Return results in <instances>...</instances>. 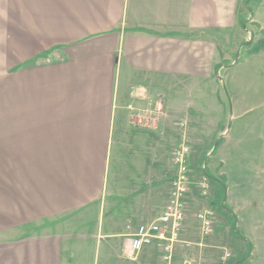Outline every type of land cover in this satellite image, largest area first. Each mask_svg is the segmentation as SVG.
I'll list each match as a JSON object with an SVG mask.
<instances>
[{
    "label": "crops",
    "instance_id": "obj_1",
    "mask_svg": "<svg viewBox=\"0 0 264 264\" xmlns=\"http://www.w3.org/2000/svg\"><path fill=\"white\" fill-rule=\"evenodd\" d=\"M260 32L264 0H0V163L12 186L1 224L18 233L38 226L1 241L0 264H73L61 230L67 219L82 214L84 222L92 212L101 246L94 261L122 264L117 242L164 211L175 174L169 131L180 119L187 122L181 137L192 126L219 140L206 156L241 164L251 162L243 132L254 115L264 196V94L236 74L254 64L252 79L264 88V51L251 54L250 46ZM159 98L163 114L146 123L140 115ZM124 174L126 191L117 181ZM213 182L241 237L234 238L253 248L237 227L239 207L248 205L240 184ZM188 218L180 239L193 229ZM253 237L264 240L260 227ZM146 250L149 264L155 244Z\"/></svg>",
    "mask_w": 264,
    "mask_h": 264
},
{
    "label": "rangeland",
    "instance_id": "obj_2",
    "mask_svg": "<svg viewBox=\"0 0 264 264\" xmlns=\"http://www.w3.org/2000/svg\"><path fill=\"white\" fill-rule=\"evenodd\" d=\"M244 23V21H243ZM254 27V25L252 26ZM257 32V31H256ZM264 37V32L258 33L256 36H251V42L253 46L257 44L260 40V38ZM264 58V57H263ZM257 64V63H256ZM256 65L251 64L248 68H240L236 71V74H246L251 78V83H249V90L253 92H260V96L264 94V88L263 84H258L257 80L252 79L254 76L255 78L258 76L257 71L258 69L255 68ZM261 71V69H260ZM224 73V72H223ZM222 88H219V90L224 93L225 100L227 101V97L225 96V90H224V83L219 84ZM213 91V88L210 87L206 88V91ZM247 90V89H245ZM258 94V93H257ZM259 95H255L256 97ZM191 99H187L186 102H191V104H194V100L192 99V96H190ZM224 100V99H223ZM207 105L205 106L206 113L203 115L204 118H212L213 116L210 114V112L214 113L213 107L211 108V99L208 98L204 100ZM260 101L259 98H255L253 102L258 103ZM211 103V104H210ZM0 105H1V90H0ZM225 107H229L230 105L227 104ZM153 108V107H152ZM228 108V109H229ZM149 110V108H147ZM227 109V110H228ZM144 111V110H143ZM216 111V110H215ZM146 109L144 111L143 115H140V117L143 118H151V122L154 121V119H158L159 116L163 114L158 113L154 109L150 110L151 113H148ZM215 114H217L215 112ZM254 117V115L249 116V122L246 124L245 127H247L246 130H244L243 134V140H244V150H248L251 152V162H244L241 164L237 163V161H234L231 156V160L226 161V163L221 164L218 161L219 157H212V156H206L207 152L210 151L212 148L213 151L216 149L219 140H216L213 142L215 138H213L212 132L210 133L209 128H203L202 130H192L193 127L191 126V130L188 131V137H185V140L189 142V146L191 147L193 153L191 155V168L193 171H195V174H199L200 171L205 172L208 176V178L211 179V190L212 194L207 199L199 198L196 191H193V194H190L189 196V202H193V206H189L187 204V215H186V222L189 219V215L191 217L190 221L192 222L193 229L191 230V233L188 237H184L179 239L177 242L174 243L175 253L173 257V264H183L185 260H192L193 262L197 264H236L238 260H243V258H247L245 261L243 260L242 264H264V240L263 239H255L253 237V232L255 229L257 230L259 227L261 228V231L263 232L264 236V205H257L258 204V198L264 199L263 197V191L261 187V179L259 177V167L262 166L261 162V154L260 149L262 147L260 137H259V129L257 130L256 123H253L251 121V118ZM155 120V121H156ZM181 121V119H180ZM1 111H0V128H1ZM179 121H175L174 124L171 126V130L169 131V137H170V157L172 158V153L175 150V148L179 145V143L182 142L184 139L182 136L183 133H181L182 128L179 126ZM189 130V129H188ZM213 144V145H212ZM203 164L207 165L203 167ZM243 166L242 167L240 166ZM16 167V166H15ZM114 164L111 165V178L115 177L113 176V169ZM4 168L2 163H0V242L4 240H10L13 238H17L18 234L21 235H29L34 234L36 231V228L38 226H32L29 229H26V232L22 231L21 233L18 232H10L7 230L3 225L1 224V209L3 200L5 198L3 197L6 192L7 201L10 200L11 202V194H12V186L6 185L4 182L3 177ZM120 174V173H118ZM17 175V174H16ZM126 174L120 175L119 179H117L119 185H121V189L125 190L126 182L128 179L126 178ZM221 180L223 182H228L229 185L232 184L233 186L235 184H240L239 190L243 191L244 196H246V203L247 208H242L241 205L239 207V222H238V229L239 231L245 235L249 239H253L254 246L252 249L247 248L248 244L245 243L242 245V242L236 241L234 238V234L231 232V226L233 225V217L232 215H228V212L223 211L222 202L225 198V194L221 199H217L216 195H218V192L223 193V190H220L216 186V184L213 182L215 179ZM167 186L169 188V185L172 181V175L170 174V177L168 179ZM7 182L11 183V180L6 179ZM13 186L16 188L17 186V177L15 176L14 180L12 181ZM234 191V187L232 188ZM126 191V190H125ZM168 191V190H167ZM9 192V194H8ZM227 197V194H226ZM217 200H219L217 202ZM205 201H208L207 205H203L202 203H205ZM219 203V204H218ZM256 206H254L255 204ZM227 204L230 205L229 199L227 198ZM189 206V207H188ZM211 209L212 212H214V230L211 235L205 236L202 234L199 224L196 219V215L205 210V209ZM234 209V208H233ZM83 215L78 214L73 218L67 219V222L65 224V229L62 228L61 232H65V247L67 248V254H71V259L73 261V264H94L96 261V264H101V258L94 261L95 253H98L101 250L100 241L96 239L97 235V219H96V213L89 214L88 218L84 219L83 222ZM63 222V221H61ZM60 222V223H61ZM196 222V223H195ZM186 225V223H185ZM260 225V226H259ZM257 227V228H256ZM39 228H42L39 226ZM53 229V228H52ZM125 229V228H124ZM59 230V227L57 231ZM95 235V236H94ZM118 241V240H117ZM187 241V242H183ZM120 240L117 242V244H120V251L121 246H123L124 241L122 240L120 243ZM156 250L153 251L152 258L149 261V264H164L161 259V250L158 247V243H155ZM245 248V249H243ZM118 249V248H117ZM249 249V252L246 255H243L244 252H247ZM142 251L140 256L136 261H129L124 259V257H121L122 264H147L146 263V255L147 252ZM204 255V257H203Z\"/></svg>",
    "mask_w": 264,
    "mask_h": 264
},
{
    "label": "built area",
    "instance_id": "obj_3",
    "mask_svg": "<svg viewBox=\"0 0 264 264\" xmlns=\"http://www.w3.org/2000/svg\"><path fill=\"white\" fill-rule=\"evenodd\" d=\"M163 99L152 102L150 106L158 113L163 112ZM151 113L150 111L146 112ZM146 123H151V118H143ZM156 119H154L153 122ZM179 126L184 130L187 127L185 119ZM183 140L172 153L174 177L169 185L167 201L163 213L152 223L143 224L137 232L128 237L123 245V257L130 261H136L142 251L155 243L161 250V259L164 264H173L175 253L174 243L179 240L184 230L187 215V202L190 194L196 191L199 198L207 199L211 196V179L205 172L197 175L191 168V155L193 153L189 142ZM196 220L203 235L209 236L214 230V212L205 209L196 215ZM183 264H197L192 260H185Z\"/></svg>",
    "mask_w": 264,
    "mask_h": 264
},
{
    "label": "trees",
    "instance_id": "obj_4",
    "mask_svg": "<svg viewBox=\"0 0 264 264\" xmlns=\"http://www.w3.org/2000/svg\"><path fill=\"white\" fill-rule=\"evenodd\" d=\"M250 46H251V54H256V53H259L261 51H264V38H261L259 40V42L257 44H255L254 46H253V44H250ZM218 145H219V143H218ZM231 231L234 235H236L238 238L241 239V237L239 236V234L237 232L235 225L231 226ZM250 249H252L251 245H250ZM243 260H238L236 262V264H242Z\"/></svg>",
    "mask_w": 264,
    "mask_h": 264
}]
</instances>
